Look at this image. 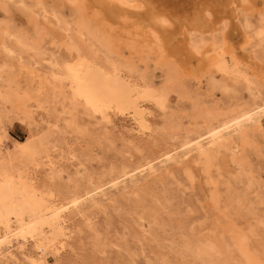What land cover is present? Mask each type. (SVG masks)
<instances>
[{"label":"rangeland","instance_id":"1","mask_svg":"<svg viewBox=\"0 0 264 264\" xmlns=\"http://www.w3.org/2000/svg\"><path fill=\"white\" fill-rule=\"evenodd\" d=\"M167 1L168 21L154 17V32L143 0H114L127 12L117 21L90 0H0V172L71 205L66 246L46 264H264V121L239 148L221 150L210 172L191 157L161 164L210 122L264 103V0H216L226 12L206 9L195 27L204 0ZM73 43L110 73L117 65L128 82L166 93L165 108L143 105L148 130L128 113L112 110L110 122L88 113L72 79ZM221 47L239 63L238 81L218 71ZM149 160L156 176L112 188ZM98 186L105 194L94 205L84 195ZM14 251L15 263L0 255V264L29 263ZM26 253L37 254L33 242Z\"/></svg>","mask_w":264,"mask_h":264},{"label":"bare ground","instance_id":"2","mask_svg":"<svg viewBox=\"0 0 264 264\" xmlns=\"http://www.w3.org/2000/svg\"><path fill=\"white\" fill-rule=\"evenodd\" d=\"M90 1L95 5H97L102 10V12L105 15L111 17V19L113 18L115 20L116 19L120 20L123 16L124 17L127 16V12L124 10V8L122 10V6L115 4L114 0H90ZM115 1L117 2V0ZM119 1L120 4L121 2L123 4H128V3H124L125 0H119ZM143 1H145L148 5H150V7H152L150 9L152 11V14H150L149 17L150 22L147 21L149 23L146 24L145 20L141 21L142 19L140 21L143 24H146L147 26L150 27L153 26L152 29L154 28L156 23L160 22V21L157 22L158 20L154 22L155 20L154 17L159 16L160 18V16L161 17L162 15L164 16L165 13H169L168 11L171 12V9L169 10L167 8V5L170 3V1L169 3L167 0H143ZM198 1L199 0H197V2ZM225 1L227 2L226 3L227 5L230 2V0L229 1L225 0ZM132 2H136V1H132ZM200 2H202V0ZM197 4H196V8L199 6V4L198 6ZM90 7L91 6H89V8ZM206 9L207 10L211 9L214 12L216 11V13L217 12L223 13L226 12L225 9H227V7L224 4L220 5V3H218L216 0H204V2L200 5V7L197 10L193 11L192 9L190 11V13L192 11L194 12V14L192 13L193 16L191 14L192 16L191 20L196 22L195 23L196 25L193 24L194 27L200 26L203 20L202 17L206 16V15L203 16L202 13ZM210 15L212 16V14ZM77 16H80V14H78ZM176 16H180V15L176 14ZM189 17L190 16H188V14L187 15L184 14L183 16L180 17V19H182V21H186ZM176 18L178 19L179 17ZM146 19H148V16ZM163 19H166L165 16L161 20L163 22L166 20L168 21V19L166 20ZM133 22H132V26L137 24ZM185 23H187V21ZM161 24L163 23L161 22ZM157 25L155 27H158ZM79 26L83 30H86V32H89L88 31L89 29L86 25H84V22L80 23ZM82 29H80L81 35H82ZM150 31L151 33H153L152 30ZM195 32L193 33L195 34ZM157 33H159L158 30ZM91 34L93 35V33ZM153 34H152V38H153ZM167 34L169 35V32ZM261 34L262 33H259V35ZM170 35L172 36V33ZM154 36H156V34H154ZM192 36L190 35V37ZM154 38H157V36ZM154 38L153 40H155ZM158 42L161 43L159 39ZM80 43L78 42V44ZM72 50L77 53L78 60L80 61L78 65L76 64L77 65L76 74L72 77V79L77 84L76 86L79 88L80 95L84 101V106L89 111L88 113H90L91 115L99 114L101 118L110 122L111 119L109 117L111 116L109 115L110 111L113 110L114 113L115 111H118L121 114L128 113L133 116V120L135 121V123L139 128L146 129L147 126H149L150 124L148 125L146 112L143 109V105L147 102L155 101V104H157L160 108H165L167 102L165 92H162L160 96L158 95L157 97V94L159 93H157L156 90H154L150 86H136L135 83L138 80L135 83L128 82V80L123 76L124 73L122 74V69L119 66L115 65V69L113 70L112 73H110L109 71L95 64L93 61L89 60L87 57L80 54L79 51L82 49L80 46H77V44L73 43ZM226 50H228V47L227 49L222 48L221 51L219 52V55L217 53L218 55L217 58L219 57L217 69L223 75L230 77L232 76L233 78L236 79L233 81H238L240 77L241 78L243 77V74L239 67V63H237V61H235L233 58L228 59L227 58L228 53ZM230 77L229 79H232ZM263 117H264V103L259 106L255 105L253 107L247 108V110H243L235 115L225 117L222 120L210 122L206 127L205 132L198 134L193 139L183 142V144L180 147L181 148L180 152H182V154H180L179 151L177 150H171L165 152L163 154V159L161 161V164L179 165L185 159H189L191 157V160H193L194 163L197 162L200 164L202 163V166L205 167V170L210 172L211 167L214 166L213 162L215 156L218 153H220L221 150L233 149L231 147L232 145L235 146V148H239L238 144H234L237 138L241 140L244 139L246 140L248 131L252 127L253 128L257 127L259 129L262 126V123L264 121ZM148 129L149 128H147V130ZM150 129L152 128L150 127ZM145 132L147 131L145 130ZM11 173L7 171L0 172V255L2 257H7L9 260L15 263L17 261V256L15 254L14 249H18L20 251V254L24 257L25 261L29 262L28 264H46L48 263V260L46 259L47 255L53 252L58 253L66 246V236L69 235H66L64 213H66L69 210L71 205L69 206V204L67 205L65 203H62L60 205L55 204L54 200L51 198L52 196L46 195L45 193H44L45 195L38 193L34 189L31 183L24 180L21 176L17 177ZM157 173H158V169L154 163V160H149L145 162V164L139 166L138 168L132 171L124 170L121 176H118L117 178L113 179L112 188L119 189L120 185L122 183L125 184L124 182H126L127 180H129L131 183L136 184L140 177L156 176ZM104 194H105L104 189L98 186L87 191L84 197L86 201L89 200L94 205H98L102 200V198L104 197ZM80 199L81 198L78 197L73 201L75 206L79 203ZM74 205L72 206L75 207ZM29 242H33L34 248L37 250L36 255H31V254L29 255L26 253V245Z\"/></svg>","mask_w":264,"mask_h":264}]
</instances>
